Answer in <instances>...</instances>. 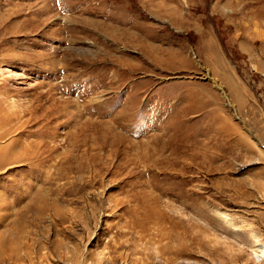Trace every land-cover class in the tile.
Here are the masks:
<instances>
[{"label":"rangeland","instance_id":"374dc122","mask_svg":"<svg viewBox=\"0 0 264 264\" xmlns=\"http://www.w3.org/2000/svg\"><path fill=\"white\" fill-rule=\"evenodd\" d=\"M259 247L264 0H0V264Z\"/></svg>","mask_w":264,"mask_h":264},{"label":"bare ground","instance_id":"6f19581e","mask_svg":"<svg viewBox=\"0 0 264 264\" xmlns=\"http://www.w3.org/2000/svg\"><path fill=\"white\" fill-rule=\"evenodd\" d=\"M257 246V245H256ZM258 247V246H257ZM255 254L264 257V248L263 247H259L257 249L254 250Z\"/></svg>","mask_w":264,"mask_h":264}]
</instances>
